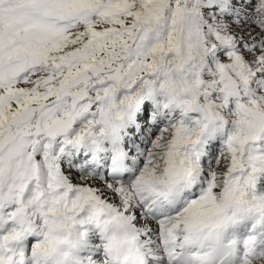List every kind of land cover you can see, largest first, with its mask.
I'll return each mask as SVG.
<instances>
[{"label": "snow or ice", "instance_id": "obj_1", "mask_svg": "<svg viewBox=\"0 0 264 264\" xmlns=\"http://www.w3.org/2000/svg\"><path fill=\"white\" fill-rule=\"evenodd\" d=\"M0 264H264V0H0Z\"/></svg>", "mask_w": 264, "mask_h": 264}]
</instances>
